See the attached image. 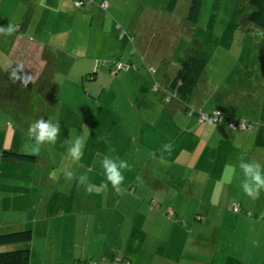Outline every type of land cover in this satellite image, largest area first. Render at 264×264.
Here are the masks:
<instances>
[{"label":"rangeland","instance_id":"obj_1","mask_svg":"<svg viewBox=\"0 0 264 264\" xmlns=\"http://www.w3.org/2000/svg\"><path fill=\"white\" fill-rule=\"evenodd\" d=\"M61 1L57 0L56 7ZM75 1L70 2L71 10L67 7L66 13L71 15L68 20L60 15L56 20L35 21L27 31L26 28L19 30L20 26L14 24L15 20L0 22V27L7 28L9 24L15 27L10 35L0 34V149L5 134L14 151L23 150L22 145L27 140V132L25 134L23 131L19 132V137L16 136L11 141L14 135L8 133L9 124L14 125L13 122L19 120L21 115H25L24 119L28 120L37 116L39 118L49 116L54 112L45 107L47 92L50 89L58 92L57 102L65 106L60 124L69 127V143L76 136L88 133L84 155L79 163H74L68 156L67 145L63 140L60 142L57 140L55 144L49 145L53 151L48 150L46 144L42 146L45 159L31 173L24 170L26 168L24 165H18L21 169H17L16 174L12 170L13 163L2 161L0 154V222L4 224L23 221L19 217L24 213L27 215V209L23 208L22 211L17 212L16 207L21 206L22 203L26 204L28 200L32 207L35 196L39 197L40 189L31 185L32 179L29 174L38 179L45 178V175H54L59 180L61 178L57 177L62 175L65 180L66 169L75 174V169L80 168L79 175L87 174L90 182H93L99 170L95 166L91 172H87L84 167L93 165L91 154L94 150L101 151L102 158L108 156L107 149L115 148L120 159L127 160L130 156L128 153L134 152L135 149L150 153V146L162 147L168 139L170 142L167 144L181 146L177 145L178 140L174 134L185 128L178 127L182 120L188 117L185 113H183L184 118L179 113L166 111L169 104L165 106L161 97L166 94L164 90L167 84L164 87L160 81L163 89L158 92L152 90V82L145 77L144 71L148 67L146 65H149L152 67L149 70H155L152 74L155 76L158 72V66L154 65L155 60L163 58V67L160 71L162 76L164 67L168 66L167 63L181 65L187 57L201 56L200 60L206 65L203 74L210 77L211 84L214 83L218 88L222 87L220 94L212 100L213 105L217 100L222 101L221 96L229 93L227 89L233 87H252L254 91L250 93L252 103L257 101L259 95L257 85L259 77L264 73V31H260L248 22V16L252 12L248 0H202L197 21L193 24L184 20L190 0H179L172 17H166L159 25L153 22L154 18L152 21L150 17L144 18L147 14L143 16L139 14V20L135 25L138 13L137 0L114 1L118 6L120 17L124 15L125 24L118 18L115 20L109 9L108 14L99 13L98 16H92L91 20L81 18L72 25ZM127 1L129 6L125 3ZM42 2L53 3L52 0H42ZM142 2L157 6L160 0H142ZM163 2L165 3L163 8L166 9L168 1L163 0ZM17 13L19 23L23 10L18 9ZM102 16L108 19L100 21ZM107 20L112 22L111 26ZM116 23L120 25V29H116ZM19 36L22 38L20 42ZM40 43L45 45V49L35 48L39 47ZM12 48L15 49L12 51ZM90 57L93 60L92 65L88 63ZM239 57L241 62L246 64L245 69L249 76L242 75V70L236 66ZM170 59L172 62H169ZM258 61L260 65L253 66ZM104 63L107 65L104 66ZM117 63L133 64L138 70L135 71L130 67L128 71L121 70L112 75L108 70L114 71ZM100 70H104V73ZM94 71L100 73L96 75L98 76L96 84H94L96 80H89L90 74ZM152 75L149 76L152 78ZM255 78L257 79L254 81ZM214 84L211 86L213 87ZM18 98L29 100V106L24 105L22 114L19 107L14 108L11 102ZM34 101H38V108L35 107ZM234 101L236 104L239 102L237 96L229 99L231 106L234 105ZM90 118H94L91 124ZM86 121L91 128L88 124L85 127ZM90 131L93 139L88 137ZM186 132L188 133V129ZM97 137H106L110 143L98 141ZM219 143L221 142L217 141V144ZM208 152L211 153L210 149ZM139 159L128 163L139 166L142 158ZM173 159L171 156L167 158V164L192 162ZM98 162L97 160L96 165ZM180 174L190 175L189 172H175L173 175L178 179ZM176 184L170 186L172 191ZM69 185L68 183L67 186L59 187L60 191L65 193L72 191L76 196L87 197L83 203L82 200L78 201L75 207L80 206V211L91 217L88 224L86 219L83 221L88 229L100 231L97 228L102 227L105 233L110 234L117 228L120 221L115 216L116 211H124L125 207L123 209L119 204L117 209H114L109 201L105 202L101 198L100 201H92L91 195H98V190L88 194L83 186L72 188ZM138 189L142 190L141 187ZM101 191L107 194L108 190ZM171 195L169 194L170 198ZM46 199L47 196L44 197V201ZM75 207L73 211L79 216L78 208ZM228 212L231 215L236 214L229 209ZM242 213L241 215L247 218L248 215H252V210H246L247 216ZM98 214L100 222L98 221L93 228V220L98 218ZM215 225L216 227L210 223L206 226L207 240L211 242H205L207 247H204L216 249L214 253L216 262L222 255L225 257L230 255L246 264H264V230L241 221L237 223L231 220L225 221L221 231L218 228V221ZM167 235L166 232L161 238L165 240ZM24 246L25 244L2 247L0 251L23 249ZM184 253L191 256L192 264H206L211 256V253L206 251L191 255L190 251L177 250L170 252L168 257L178 260ZM89 254L93 257L97 254V250L91 248ZM59 255L66 259L67 252L41 250L36 247L33 252L31 251L30 264H58Z\"/></svg>","mask_w":264,"mask_h":264},{"label":"crops","instance_id":"obj_2","mask_svg":"<svg viewBox=\"0 0 264 264\" xmlns=\"http://www.w3.org/2000/svg\"><path fill=\"white\" fill-rule=\"evenodd\" d=\"M71 1L75 0H62L56 7L57 0L51 4L43 3L42 0H0V22L15 20L14 24H19V30L26 28L27 31V28L35 21L56 20L60 15L68 20L71 15H67L66 10L67 7L71 10ZM79 1L83 2V4L75 7L74 3H79ZM114 1L116 0H76L73 2L75 13L71 24H76L81 18H89L91 20L92 16H98L99 13L108 14L109 9L111 14L115 16V20L118 18L125 24L124 15L120 17L118 6L114 4ZM103 2L109 4L106 12L99 7ZM125 3L129 6V1ZM152 3L155 4L154 2ZM137 4L136 11L138 13L135 25H137L139 20V14L141 16L147 14L144 18L150 17L151 21L154 18L153 22L159 25L160 21L164 22L166 17L171 18L177 8L176 5L173 12H167L163 8L165 4L163 0H160L157 6L147 5V2L143 3L142 0H137ZM18 9L23 10L19 23L18 13L16 14ZM38 12L40 13L38 14ZM106 19L108 17L102 16L100 21ZM184 20H186V17H184ZM107 22L110 26L112 25L110 20H107ZM117 24L116 29H118ZM18 39L20 42L21 36ZM35 48L43 50L45 45L40 43V46ZM13 49L15 48H12V51ZM146 51L147 48L145 49ZM194 58L201 59V56H195ZM237 60L236 66L242 70V75L245 77L249 76L245 69L246 64L241 62L240 57ZM169 62H172V59ZM88 63L93 64L92 57H90ZM154 63L155 66H158V72L151 78L146 68L144 71L145 77L151 82L154 79L161 88L162 85L165 87L167 84L165 87L167 88L171 79L175 76L180 63H167L168 66L164 67L165 70L162 76L160 71L163 67V58L155 60ZM259 65V61L253 64V66ZM146 66L150 67L149 65ZM125 71L128 70L126 69ZM100 72L104 73V70H100ZM97 73L100 74L99 71L95 72V74ZM97 77L95 78L96 81L94 80V84L98 81ZM212 84L210 77L207 74H202L199 85H197L196 90L189 98L188 103L203 114L220 108L228 117H233L236 120L243 119L245 121L240 122L250 123L248 128H246L248 129L246 132L245 129H232L224 124L209 125L194 115L185 118L183 116L185 106L181 103H175L168 112L179 113L185 118L178 127L185 128L180 129L181 131L178 134H174V137L178 140L177 145L181 146L171 143L173 150L171 153H163V163L160 162L162 155L161 146L159 148L150 146V153H143L138 149L128 153L130 155L127 159L128 162L140 160L139 158H142V162L139 166L129 163L131 170H124L125 180L120 186L121 192L119 194L114 191L110 184L107 188V194L102 193V188L99 186L105 183L106 180L101 172L103 171L100 163L101 151L94 150L91 154L93 165L89 164V167H84L87 172H91L95 166L99 170L97 177L92 182L97 185L98 195H91L92 201H100L101 198L105 202L109 201L114 209H117L119 204L123 209L125 207L124 211H116L115 216L120 222L110 234L105 233L101 229L102 227L97 228L100 231L88 229L86 224L83 223L86 219L88 224L91 217L81 212L80 206H75L78 201L82 200L83 203L87 197L76 196L72 191L69 193L60 191L59 187L67 186L68 183L72 188L80 187L75 179L71 182L63 178L57 181L54 175H49L40 180L29 174L32 179L31 183L37 180L39 188H53L48 193L43 192L41 199L35 196L32 207H30L29 200L26 204L22 203L21 206L16 207L17 212L22 211L21 209L23 208L27 209V215L25 213L21 214L19 219L23 221L19 220L20 222L18 223L21 224V229L31 227L33 234L30 245L31 251L33 252L36 247H39L41 250L67 252L66 259L59 255L58 264H89L85 260L80 259V257L86 256L88 260L99 261L102 257L114 254L130 259L132 264H192L191 256L188 253H184L178 260H172L168 255L170 252L177 250L190 251L191 255L206 251L211 253L206 264H220V259L222 260L225 255L219 257L216 262L214 259L216 249L205 248L207 247L205 242H211L207 240L206 226L211 223L216 227L215 224L218 221V228L221 231L224 222L231 220L235 223L241 221L250 226L256 225L258 229L264 230V191H261L258 199H251L244 194L241 188L243 173L238 167V158L242 154L245 155L246 159L258 161L264 165V145L260 147L257 143V139H264L260 137L259 132L261 126H264V73L259 77L257 85L259 95L255 103L250 100V93L254 92L252 87H233L228 89L229 93L221 96L222 101L217 100L213 105L212 100L220 94L222 87L216 90L215 85L213 88L211 87ZM234 96L238 97L239 102L236 104V101H234V105L231 106L229 99L231 97L234 98ZM11 102L14 104V108L19 107L20 114L24 112L25 104L29 106V100L18 98ZM33 103L38 108V101ZM45 107L47 110L54 112L41 118L51 119L53 122L58 121L60 123V117L65 106L61 103L55 105L45 103ZM56 110L57 114H55ZM24 117L25 115L20 116L19 132L23 131L25 134L29 124L40 118L37 116L25 120ZM60 127L61 132L57 140L59 142L63 140L64 143V139L70 137V130L67 125L60 124ZM187 129L188 133L186 132ZM19 132L17 134L18 137ZM4 139L2 148L13 150V146L6 140L5 134ZM217 141L221 142L219 143L220 145L217 144ZM168 142H170L169 139L167 140ZM247 144L249 147L245 146ZM45 146L48 150L53 151V148H49L51 147L49 144ZM207 148L210 149L211 153L208 152ZM106 151L110 157L119 155L117 151L111 152V148ZM97 153L100 155L98 156ZM34 154L38 156L39 165L45 159L43 157L45 156L43 155V147L38 153ZM170 156L174 158L173 160H190L192 162L168 165L166 160ZM97 160L99 162L96 165ZM14 164L17 165V163ZM29 167L27 166L24 170L32 172L33 169ZM76 169L75 175L79 176L78 169L80 168ZM14 172L17 174L16 170ZM175 172H189L190 175L180 174L178 179H176L175 175H173ZM137 176L141 178L140 181L136 179ZM172 184H176V190L174 189V191L170 187ZM127 187L130 188L127 189ZM139 187L142 190L138 189ZM169 194H172L171 198ZM44 196L48 197L46 201L43 200ZM21 197L23 198V196ZM231 204H236L240 211L235 212L236 214L234 215L229 214L228 207ZM73 207L75 209L78 208L79 216L73 211ZM246 210H252V215L247 216ZM241 213L245 214L247 218ZM99 216L98 214V218L93 220V228H95L94 226L98 221L100 222ZM0 225H3V223L0 222ZM166 232L168 235L164 240L161 235ZM192 235H196V237L193 238ZM91 248L97 250V254L93 257L89 254ZM226 252L228 254V251Z\"/></svg>","mask_w":264,"mask_h":264},{"label":"trees","instance_id":"obj_3","mask_svg":"<svg viewBox=\"0 0 264 264\" xmlns=\"http://www.w3.org/2000/svg\"><path fill=\"white\" fill-rule=\"evenodd\" d=\"M166 1H168L166 11L169 13L173 12L179 0H166ZM201 3H202V0H190L188 12L186 15V20L188 22H190L191 24H193L197 21L199 11L201 8ZM248 4L252 8V12L248 16V22L253 24L257 29H260V31L261 30L264 31V0H248ZM107 5H109V4L107 3ZM107 9H108V6H107L106 10H103V11L106 12ZM117 28L120 29L119 24H117ZM125 66L126 67L129 66V68L127 70H129L130 67L132 69H134L135 71L138 70L137 66H135L133 64L125 65ZM205 67H206V65H205V62L203 60H200V59H197L194 57H187L186 60L184 61V63H181V65L178 67V70H177L175 76L171 79V82L168 84V87L164 90V94L165 93L166 94L161 97L163 100V104L165 106L169 104L166 108V111L167 112L170 111V109L173 108V105H175V103H181L182 105L185 106V108L183 109V113H185L187 116H193L194 115L195 117H198V119H199L200 115H204L205 120H203L202 122L207 123L209 125L224 124L225 126H229L231 124L237 125L240 123V121H245L243 119L236 120L233 117L226 116L221 111L220 108L214 109V110L210 111L209 113L203 114L202 112L194 109L191 106V104L188 103L189 98L191 97V95L196 90L197 85H199V80H200V77L202 76L203 72L205 71ZM151 68L152 67H149V68L147 67V73L149 75L150 74L152 75L155 73L154 69H153L154 71L149 70ZM108 71H109V73H111L113 70L109 69ZM95 72L96 71H94L92 74H90V79H89L90 81L95 80L96 75H97V74H95ZM119 72L120 71H118L117 73H119ZM153 76L154 75H152V78H153ZM214 85H213V87H214ZM152 87H153L152 90L155 92H158L160 89H163L154 79L152 82ZM215 88H216V90L218 89V87L216 85H215ZM47 89H48V84H47ZM57 98H58V92H56L54 90L52 91L50 89L47 92V99H46L45 103L50 104V105H55L58 103ZM173 100H177V101L180 100V101L179 102H172ZM263 109H264V104H263ZM214 112L218 113V117L216 118L215 121L208 122L207 118L211 117ZM16 121L13 122L14 125L9 124L10 126H9V132L8 133H12L14 135L13 137H11V141L14 140V138L17 136L18 132L20 131L19 130L20 119L16 120ZM92 122H94V118H90L89 123L91 124ZM89 123H87V121H86V126L88 124V126L91 128V125ZM247 124H250V123L247 122ZM245 126H249V125H245ZM232 129H235V128H232ZM246 130H248V129H245V131ZM262 131H263V133H262ZM13 132H15V133H13ZM259 132H260V137L264 138V126H261V129ZM91 135H92V132L90 131L88 137L93 139L94 137H92ZM69 138H67V139L69 140ZM65 140L66 139H64V142H65ZM257 143L260 147H262V145H264V139H262V140L257 139ZM0 150H2L0 152L1 160L5 161V162L8 161V162L13 163V165H12L13 166L12 167L13 172L15 170L18 172V170H17V168H19L18 165H24V167L30 166L29 168H32V169H35V167H38V163H39L38 158H37L38 156H36L33 153H29V152H26L24 150L14 151L10 148L9 149L8 148H1ZM14 163H17V165ZM31 165H33V166H31ZM19 169H21V168H19ZM30 172L31 171H29V173ZM47 176H49V175H47ZM61 176H59L57 178H61V180H62ZM43 177H44V175H43ZM45 177H46V175H45ZM39 179L41 180L44 178H39ZM56 180L58 181L59 179H56ZM36 181L37 180H35L34 183H31V185L38 186L39 182H36ZM48 188L49 189H47V187L46 188H43V187L39 188L40 189L39 199L42 198L41 194L43 192L48 193L51 191L52 188H50V187H48ZM129 188L130 187H127V189H129ZM47 199H48V197H47ZM43 200H44V198H43ZM229 207H228L229 211L233 212L232 210H230ZM247 215H248V213H247ZM198 218H200V217L198 216ZM20 225L21 224H19L18 221L16 224H8V222H5V224L3 223V225H0V248L13 246V245H19V244H25L23 249H13L10 251L8 250V251H2V252L0 251V264H30V260H31L30 245H31L32 237H33L32 230H31V227L26 228V229L25 228L21 229ZM80 259L85 260L89 264H132L130 259L125 258L124 256H117L115 254L114 255H108L106 257H102V258H100L99 261L88 260L86 258V256H81ZM222 260L220 259V262H219L220 264H246L243 261H241L237 258H234L232 256H229V255L227 257H224Z\"/></svg>","mask_w":264,"mask_h":264},{"label":"clouds","instance_id":"obj_4","mask_svg":"<svg viewBox=\"0 0 264 264\" xmlns=\"http://www.w3.org/2000/svg\"><path fill=\"white\" fill-rule=\"evenodd\" d=\"M14 30L15 27L9 24L7 28L0 27V34L10 35ZM116 73L117 72L112 75H115ZM245 125L248 124L246 122H240L239 124L234 125V128L244 130L248 128V126ZM60 132L61 127L58 121L53 122L51 119L44 118L37 119L29 124L26 133L27 140L22 145V148L26 152L38 153L41 146L44 144H55L60 136ZM87 135L88 133L86 132L83 135L76 136L70 143L68 139L64 142L65 145H67V154L74 163H79L83 158ZM97 140H103L106 144L110 143L106 137H97ZM172 150L173 146L171 144L166 143L162 146L161 163L164 162L163 153H171ZM115 151V148L111 149V152L114 153ZM97 155L99 156L100 154L97 153ZM100 163L103 169L102 175L105 177L106 182L102 183L99 187L107 190L110 184L114 191L119 194L121 192L120 186L125 180L123 172L124 170H131L130 164L127 160L120 159L119 156H104L101 158ZM238 167L243 173V179L241 181L242 191L249 198L258 199L261 191H264V165L255 160H248L245 155L242 154L238 158ZM64 176L67 181L75 179L78 185L83 186L88 194H92L94 191L98 190L97 185L90 182L87 174L76 176L72 171L66 169ZM136 179L138 181L141 180L139 176H137Z\"/></svg>","mask_w":264,"mask_h":264},{"label":"built area","instance_id":"obj_5","mask_svg":"<svg viewBox=\"0 0 264 264\" xmlns=\"http://www.w3.org/2000/svg\"><path fill=\"white\" fill-rule=\"evenodd\" d=\"M83 3L82 2H77V3H74V6L75 7H79V6H81ZM107 2H103L102 4H100V8L102 9V10H106V8H107ZM107 64L106 63H104V66H106ZM129 67L127 66H125V65H121V64H119V63H117L116 64V68H115V70L112 72V74H114L115 72H118V71H121V70H126V69H128ZM218 117V113H213L212 114V116L211 117H209V118H207V120H208V122H213V121H215L216 120V118ZM199 119L201 120V121H203V120H205V117H204V115H200L199 116ZM242 126H243V124H242ZM230 127L231 128H234V125L233 124H231L230 125ZM230 210H232L233 212H238L239 211V207L236 205V204H231L230 205Z\"/></svg>","mask_w":264,"mask_h":264}]
</instances>
